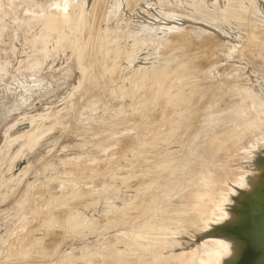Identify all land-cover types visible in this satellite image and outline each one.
<instances>
[{"label":"rangeland","instance_id":"obj_1","mask_svg":"<svg viewBox=\"0 0 264 264\" xmlns=\"http://www.w3.org/2000/svg\"><path fill=\"white\" fill-rule=\"evenodd\" d=\"M260 155L264 0H0V264H230Z\"/></svg>","mask_w":264,"mask_h":264},{"label":"bare ground","instance_id":"obj_2","mask_svg":"<svg viewBox=\"0 0 264 264\" xmlns=\"http://www.w3.org/2000/svg\"><path fill=\"white\" fill-rule=\"evenodd\" d=\"M99 4V3H98ZM245 9V8H244ZM246 10H247V8H246ZM249 10V9H248ZM225 12V11H224ZM244 13V12H243ZM201 15V14H200ZM210 15V14H209ZM241 17V16H240ZM212 18V17H211ZM226 18V17H225ZM236 18V17H235ZM249 18V17H248ZM210 20V19H209ZM249 20V19H248ZM211 21V20H210ZM243 22V21H242ZM242 22H241V24H242ZM56 23V22H55ZM246 24V23H245ZM247 26V25H246ZM243 28V27H242ZM181 33V32H180ZM254 33V32H253ZM179 35V34H178ZM260 35V34H259ZM252 36V35H251ZM179 39V38H178ZM166 42H168V41H165V42H162L161 44L163 45V44H166ZM190 62V61H189ZM253 64V63H252ZM177 77V76H176ZM161 80V79H160ZM227 81H230V79L229 80H227ZM232 81V80H231ZM230 81V82H231ZM170 82H171V80H170ZM173 82V81H172ZM161 86V85H160ZM183 90V89H182ZM239 90V89H238ZM158 91V90H157ZM241 93L243 92V89L242 90H239ZM176 92V91H175ZM178 92V91H177ZM158 93H159V91H158ZM163 93V92H162ZM239 93V92H238ZM240 93V94H241ZM244 93V92H243ZM242 93V94H243ZM154 93H152V95H153ZM157 94V93H156ZM160 94V93H159ZM175 94H177V93H175ZM206 94V93H205ZM246 94V93H245ZM151 95V94H150ZM182 95V94H181ZM186 95V94H185ZM226 95V94H225ZM249 95V94H248ZM158 96V95H157ZM244 96V95H243ZM243 96H242V98H243ZM246 96V95H245ZM181 97V96H180ZM189 97V96H188ZM159 98V97H158ZM247 98V97H246ZM245 98V99H246ZM180 99V98H179ZM149 100V99H148ZM152 100V99H151ZM186 100V99H185ZM236 100V99H235ZM176 101H177V99H176ZM171 102V101H170ZM155 103V102H154ZM238 103V102H237ZM169 104V103H168ZM240 104H242L241 102H240ZM238 105L237 104V110H238V112H237V110H236V116H235V119H234V121H233V124L232 123H230L229 121H221V123H218V127H216V126H214V127H216L215 129H217V128H219V129H217V130H215L216 132L218 131V130H220L221 128L219 127L220 125L222 126V127H228L229 125L230 126H232L233 127V131L231 132V133H229V135H228V137L227 138H229L228 140H227V138L225 139V140H227V141H229L230 139L232 140V138L234 137L233 136V134L234 133H239V132H243V131H249L248 129H251L252 127H253V125H255L254 124V121H255V117L251 114V112H250V110L249 109H246V107L244 106V105ZM254 104V103H253ZM140 106V105H139ZM238 106H240V108L238 107ZM255 106V105H254ZM169 107V106H168ZM169 109V108H168ZM214 109H215V106H212V107H210V109H209V111L207 112V119H205V122L206 123H208V125L209 124H211V122H213L214 121ZM235 110V109H234ZM249 110V111H248ZM142 112V111H141ZM170 112V111H169ZM172 112V111H171ZM185 113V112H184ZM248 113H250L251 114V116L249 115V116H245L246 114H248ZM191 114V113H190ZM234 114V113H233ZM187 115V114H186ZM198 115V114H197ZM243 115H244V117H243ZM229 117H231V116H228V118ZM224 119H228L227 117L225 118V117H223ZM250 119L251 121H246V119ZM160 119V118H159ZM171 119V118H170ZM230 119V118H229ZM161 120V119H160ZM231 120V119H230ZM163 121H165V120H163ZM196 121H198V120H196ZM210 122V123H209ZM222 122H223V124H222ZM166 123V122H165ZM177 123V122H176ZM188 123V122H187ZM200 124V123H199ZM220 124V125H219ZM235 124V125H234ZM203 125V124H202ZM214 125V124H213ZM216 125V124H215ZM224 125V126H223ZM234 125V126H233ZM168 126V125H167ZM174 126V125H173ZM166 127V126H165ZM192 127H193V125H192ZM206 127V126H205ZM209 128H211V130L213 131L214 129V127L213 126H208ZM232 127H229V128H232ZM170 128V127H169ZM204 130H205V128L204 127H201L200 129H198L197 131H196V136H197V141L198 142H200V141H202V139H203V141H204V139H205V141H206V138L208 137V134H207V132H209L208 130H207V132L204 134L203 132H204ZM210 130V131H211ZM221 130H224L223 132H226L225 131V128L224 129H221ZM220 130V131H221ZM226 130H229L228 128L226 129ZM231 130V129H230ZM215 131H213V132H211V133H213L214 134V132ZM222 132V133H223ZM229 132V131H228ZM227 132V133H228ZM234 132V133H233ZM210 133V132H209ZM233 133V134H232ZM244 133V132H243ZM151 134V133H150ZM158 134H160V133H158ZM217 134H218V132H217ZM148 135V134H147ZM211 135V134H210ZM214 135H216V134H214ZM222 135V136H221ZM224 135H227V134H220V136H219V138L220 137H223ZM241 135H242V133H241ZM195 136V137H196ZM239 136V135H238ZM147 137V136H146ZM212 137V136H211ZM214 137V136H213ZM212 137V141H215L214 140V138ZM226 137V136H225ZM236 137V136H235ZM234 137V138H235ZM156 138V137H155ZM209 138V137H208ZM215 138H217V137H215ZM222 138H220V140H221ZM195 140V139H194ZM205 141L203 142V143H205ZM207 141H209L208 139H207ZM217 141V140H216ZM215 141V142H216ZM219 141V140H218ZM217 141V142H218ZM224 141V140H223ZM220 142V141H219ZM218 142V143H219ZM226 142V141H225ZM194 143H196V142H194ZM200 144V143H199ZM220 144V143H219ZM185 145V144H184ZM192 145V144H191ZM215 145V144H214ZM221 145L222 146H224L223 145V143L221 142ZM218 146H220V145H218ZM206 147V146H205ZM212 147V146H211ZM221 147V146H220ZM217 147H215V149H216ZM223 148V147H222ZM204 149V148H203ZM211 149V148H210ZM214 149V150H215ZM219 149H221V148H218V150ZM212 150V149H211ZM217 150V149H216ZM215 150V151H216ZM204 152V151H203ZM208 152V151H207ZM218 152V151H217ZM217 152H215V153H217ZM206 153V152H205ZM211 153H213V155H215L214 154V152H211ZM210 153V154H211ZM218 153H220V152H218ZM217 153V154H218ZM261 156V155H260ZM214 157H216V155L214 156ZM262 158H260V162H257L255 165V168H258L259 170L261 169V173H262V175H263V177H264V157L263 156H261ZM193 160V159H192ZM203 160V159H202ZM259 160V159H258ZM190 161V160H189ZM197 161V160H196ZM198 162V161H197ZM193 163H195V162H193ZM192 163V164H193ZM202 163V164H201ZM201 163H200V166L198 167V168H195L194 170H193V173H196V175H201L200 177H203L202 179H203V181H205V180H208L209 178H211L212 176V174L210 175L209 174V172L208 171H206L207 170V168H211V167H208V164H207V166H206V168H204L202 165H204V162H202L201 161ZM196 164H199V163H196ZM196 164L194 165L193 164V166H196ZM174 165V164H173ZM193 166H191L190 165V167H189V170L190 171H192V168H194ZM198 166V165H197ZM202 166V167H201ZM261 166H262V168H261ZM185 168V167H184ZM158 169H160V168H158ZM164 169V168H163ZM171 169V168H170ZM212 169V168H211ZM142 170H143V168H142ZM169 170V169H168ZM184 170V169H183ZM188 170V168H187V172L189 171ZM212 170H215V169H212ZM210 171V170H209ZM169 172V171H168ZM185 172V171H184ZM200 172H204V174H205V176H204V174H203V176H202V174L200 173ZM189 173V172H188ZM199 173V174H198ZM160 174H163V173H160ZM190 174H192L191 172H190ZM190 174H188L189 176H187V173H186V175L185 176H187L188 177V179H186L187 181H189L188 182V184L190 183V181H193V182H195L194 181V178L196 177L195 175H190ZM209 174V175H208ZM171 175V174H170ZM174 175V174H173ZM155 176V175H154ZM184 176V175H183ZM192 176V177H191ZM170 177V176H169ZM199 177V179H201ZM156 178V177H155ZM158 178V177H157ZM214 178V177H213ZM258 178H261L260 177V175L258 176ZM167 179V178H166ZM193 179V180H192ZM198 179V178H197ZM201 179V180H202ZM215 179V178H214ZM156 180V179H155ZM164 180V179H163ZM168 180V179H167ZM258 180V179H257ZM259 180H264V179H259ZM170 181V180H169ZM197 181V180H196ZM184 182H186L185 180H184ZM261 183L263 182V181H260ZM155 183V182H154ZM168 183V182H167ZM197 183H198V181H197ZM193 184H195L196 185V182L195 183H193ZM255 184H257L258 185V182L257 183H255ZM255 184L253 185V184H244V190H246V191H248V192H250V193H254V197H257L256 196V194L258 195V197L261 199V202H262V205L260 206V208H259V211L258 212H255L254 214H252L250 211H251V208H252V206H253V202H249L248 204H246V202L243 200V201H241L242 199H244V198H242L239 202H237L236 204L237 205H239L240 203H242L241 205H242V207L241 208H238L239 206H237L236 207V209H239L240 211H242V209H244V213L243 212H241V214L239 215V211L237 210L236 212L234 211H232V213L234 214V216H232L231 215V219H228V218H226L225 220H224V222H225V224L224 225H222L223 227L222 228H220L219 229V231L220 232H218V235L217 236H220L221 238H222V240H225V241H227V242H225L224 243V241L223 242H221L220 243V245L222 244V243H224L225 244V246H226V243L228 244L229 242H234V252L235 251H237V253L235 254V253H233L234 254V256H232V260L230 259V261H231V263L230 264H264V191H261V190H263V187L261 188V190H260V187H255ZM260 184V183H259ZM158 185V184H157ZM256 185V186H257ZM262 185V184H261ZM154 186V185H153ZM178 186V185H177ZM260 186V185H259ZM157 187V186H156ZM150 188H154V187H150ZM179 188V187H178ZM248 188V189H247ZM174 189V188H173ZM182 189V188H181ZM181 189H179L180 191L179 192H181ZM196 189V188H195ZM77 191H79V190H77ZM161 191V190H160ZM166 191H168V190H166ZM169 191H170V188H169ZM168 191V192H169ZM174 191H176V190H174ZM186 191V190H185ZM188 191V190H187ZM151 192V191H150ZM158 192V191H157ZM170 192H172V194H169V196H171V195H173V197L176 195V196H181L182 194H178V192L176 191V193H173V190L172 191H170ZM183 192V191H182ZM181 192V193H182ZM184 193V192H183ZM243 193V192H242ZM145 194V193H144ZM153 194V193H152ZM158 194V193H157ZM159 194H160V192H159ZM158 194V195H159ZM245 195H246V193H244ZM161 195L162 196H165V194L163 195L162 193H161ZM253 195V194H252ZM252 195H248V196H251L252 197ZM156 196V195H155ZM175 196V197H176ZM231 196V195H230ZM242 196V195H241ZM244 196V195H243ZM168 197V196H167ZM173 197H170L171 199L173 198ZM149 198V197H148ZM156 198V197H155ZM164 198H166V197H164ZM258 198V199H259ZM152 199V198H151ZM169 199V198H168ZM230 199V198H229ZM248 199V198H247ZM154 200V199H153ZM156 200V199H155ZM167 200V199H166ZM173 200V199H172ZM172 200H169V201H167V202H169V203H172L173 201ZM251 200V199H250ZM149 202H150V200H148ZM171 201V202H170ZM232 201V200H231ZM133 202V201H132ZM140 202V201H139ZM149 202H147L148 204H150ZM130 203V202H129ZM162 203V202H161ZM153 204V203H152ZM146 205V204H145ZM173 205V204H172ZM172 205H170V207L172 206ZM240 205V206H241ZM245 205V206H244ZM130 206V205H129ZM148 206V205H147ZM146 206V207H147ZM159 206V205H158ZM145 207V206H144ZM149 207V206H148ZM168 207H169V205H168ZM244 207V208H243ZM143 208V207H142ZM190 208V207H189ZM115 209V208H114ZM146 209V208H145ZM148 209H150V208H148ZM158 209H160V208H158ZM234 209V208H233ZM116 210V209H115ZM139 210V209H138ZM118 211H119V209H118ZM132 211V210H131ZM145 212H147V211H144V213ZM121 213V212H120ZM142 213H143V211H142ZM143 213V214H144ZM230 213V212H229ZM160 214V213H159ZM243 214V215H242ZM157 215V214H156ZM238 215H239V219H238ZM117 216V215H116ZM119 216V215H118ZM141 217H142V215H141ZM172 217H174V216H172ZM132 218V217H131ZM169 218H171V217H169ZM235 218H237V219H235ZM50 219V218H49ZM117 219V218H116ZM133 219V218H132ZM166 219H167V217H166ZM182 219L185 221L184 223H187V224H195L196 223V218L195 217H188V216H186V217H182ZM126 220V219H125ZM179 220H180V217H179ZM237 220L239 221L238 223H236L237 222ZM121 221V220H120ZM132 221V220H131ZM137 221V220H136ZM147 221V220H146ZM149 221V220H148ZM73 222V221H72ZM138 222V221H137ZM177 222H179V221H177ZM180 222H182V220L180 221ZM74 223V222H73ZM122 223V222H121ZM127 223V222H126ZM163 223V222H162ZM183 223V222H182ZM125 224V223H124ZM160 224V223H159ZM120 225V224H119ZM172 225V224H171ZM71 227V226H70ZM219 227V226H218ZM255 227V228H254ZM76 230V229H75ZM153 232V231H152ZM150 233V232H149ZM219 237V238H220ZM124 239V238H123ZM130 241V240H129ZM132 241V240H131ZM136 241V240H135ZM162 241V240H161ZM238 242V244H240V246L238 245V246H236V243L235 242ZM132 242H134V241H132ZM137 242V241H136ZM155 242H157V241H155ZM141 243V242H140ZM158 244L157 245H155V246H158L159 245V242H157ZM164 243V242H163ZM131 244V243H130ZM137 244H139V243H137ZM223 244V245H224ZM134 246H135V244H133ZM141 245H142V243H141ZM140 244H139V246H141ZM124 246V245H123ZM129 246H131V245H129ZM136 246H138V245H136ZM138 246V247H139ZM162 246V245H161ZM132 248H133V246H131ZM152 248H153V245L151 246ZM160 246H158V247H156V248H153V249H156L157 250V248H159ZM236 247H239L238 249L236 248ZM130 248V247H129ZM142 248V247H141ZM145 248V247H144ZM149 248V246L147 247V249ZM152 248H150L149 250H151V252H152ZM237 250H236V249ZM111 249V248H110ZM135 249V248H134ZM134 249H132V251H134ZM137 249V248H136ZM117 250V249H116ZM138 250H140L139 248H138ZM138 250H136V251H138ZM145 250V249H144ZM144 250H143V253H144ZM205 250H207V249H205ZM103 251V250H102ZM129 251H130V249H129ZM159 251V250H158ZM124 252V251H123ZM131 252V251H130ZM129 252V253H130ZM140 252V251H139ZM155 252V251H154ZM204 252V251H203ZM110 253V252H109ZM128 253V254H129ZM135 253V252H134ZM149 253H150V251H149ZM83 254V253H82ZM131 254V253H130ZM141 254H142V251H141ZM153 254H155V253H153ZM158 253H156V255H157ZM110 255H112V253L110 254ZM231 255V254H230ZM84 256V255H83ZM82 256V257H83ZM113 256V255H112ZM132 256V255H131ZM143 256V255H142ZM148 256H149V254H148ZM152 255L150 254V257H151ZM159 256V255H158ZM158 256L156 257L157 258V260L158 259H161L162 261L163 260H165V259H162V258H158ZM187 256V255H186ZM213 256V255H212ZM88 257V256H87ZM129 257H130V255H129ZM128 257V258H129ZM149 257V258H150ZM154 257H155V255H154ZM159 257H161V256H159ZM90 258V257H89ZM116 258V257H115ZM128 258H126V259H128ZM132 258V257H131ZM156 258H155V260H156ZM168 258V257H167ZM183 258H185V256L183 257ZM189 258V257H188ZM133 259V258H132ZM132 259L129 261V262H131L132 261ZM79 260V259H78ZM89 260V259H88ZM138 260V259H137ZM150 260H151V258H150ZM155 260L154 261H150V262H155ZM167 260V259H166ZM189 260H190V258H189ZM135 261V260H134ZM134 261H132L131 263H135ZM187 260H185L183 263H180V264H187V262H186ZM192 261V260H191ZM72 262V261H71ZM86 262V261H85ZM127 261L125 260V263H126ZM150 262H149V264H150ZM157 262V261H156ZM159 262V261H158ZM172 262V261H171ZM182 262V261H181ZM189 262V261H188ZM64 263H65V261H64ZM70 263V262H69ZM68 263V264H69ZM79 263H81V262H79ZM142 263V262H141ZM166 263H168V261H166ZM191 263V262H190ZM189 263V264H190ZM156 264V263H155ZM158 264V263H157ZM161 264H165V262L164 263H161ZM169 264H174L173 262L172 263H170L169 262ZM177 264H179V263H177ZM227 264H229V261H228V263Z\"/></svg>","mask_w":264,"mask_h":264}]
</instances>
